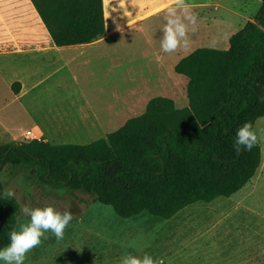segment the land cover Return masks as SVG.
Masks as SVG:
<instances>
[{
    "label": "rangeland",
    "instance_id": "obj_1",
    "mask_svg": "<svg viewBox=\"0 0 264 264\" xmlns=\"http://www.w3.org/2000/svg\"><path fill=\"white\" fill-rule=\"evenodd\" d=\"M188 2L201 6L197 29L196 23L188 26L186 47L172 53L161 50L165 21L158 18L146 22L145 38L117 35L109 44L118 52L119 83L79 81L85 98L71 95L75 84L67 80L55 90L54 81L67 73L62 70L40 90L14 100L4 83L17 72L0 70V122L22 143L41 139L53 145H87L143 114L153 98H167L177 109L186 108L188 81L176 75L173 66L199 48L227 50L229 37L252 22L261 6L260 0ZM45 30L31 0H0V50L14 46L6 44L9 40L20 47L29 45L34 33ZM92 65L94 71L96 63ZM93 114L107 124L95 127ZM25 130L36 138H26ZM253 130L261 151L253 178L233 196L194 203L169 220L145 214L121 219L85 193L55 190L40 183L29 168L5 166L0 181L19 204L17 231L30 221L21 211L25 205L73 213L63 238L46 233L48 239L27 254L24 264H120L128 254H149L160 264H264V116Z\"/></svg>",
    "mask_w": 264,
    "mask_h": 264
},
{
    "label": "trees",
    "instance_id": "obj_2",
    "mask_svg": "<svg viewBox=\"0 0 264 264\" xmlns=\"http://www.w3.org/2000/svg\"><path fill=\"white\" fill-rule=\"evenodd\" d=\"M228 49L199 48L174 67L188 81V106L151 99L140 116L87 145L31 140L0 145V172L29 168L55 190L82 192L121 219L173 218L194 203L239 192L261 163L258 143L237 153L238 129L264 116V0ZM56 46L87 44L104 35L102 0H31ZM18 83L12 85L18 93ZM19 204L0 181V249L17 228Z\"/></svg>",
    "mask_w": 264,
    "mask_h": 264
},
{
    "label": "crops",
    "instance_id": "obj_3",
    "mask_svg": "<svg viewBox=\"0 0 264 264\" xmlns=\"http://www.w3.org/2000/svg\"><path fill=\"white\" fill-rule=\"evenodd\" d=\"M188 1L184 0V3L190 6L188 12L197 16L194 28L197 29L200 23L201 4ZM102 5L105 32L103 37L90 43L56 46L46 30L45 33H34L31 37L33 41L29 45L27 43L28 47L27 45L20 47L13 40L5 41L6 44L13 43L14 46L10 45L0 50V70L17 72L12 80L4 83V87L12 94L14 100L22 99L40 90L46 81L62 70L67 73L54 81L55 90L61 88L64 80H67L73 86L75 84L71 95L77 97L85 98L84 91H86L85 88H79V81L81 85L83 81L86 84L88 81L106 79L108 84H118L120 80L119 59L116 57L118 52L109 42L117 35H127L128 38H145L146 22L156 18L166 21L168 9L176 7V0H102ZM178 14L183 16V10H179ZM94 63L96 65L93 71L90 67H94L92 65ZM174 67L175 65L173 70ZM45 68L48 70H44ZM102 74H104L103 77ZM14 83L19 85L17 94L12 90ZM91 116H93L95 127H102L103 123L107 124L105 119H100L96 114ZM9 131L11 130L0 122V142L3 143L1 145L22 143V140L9 135ZM27 131L29 130H25L23 135ZM32 136L36 138L33 134ZM43 141L47 142V140Z\"/></svg>",
    "mask_w": 264,
    "mask_h": 264
},
{
    "label": "clouds",
    "instance_id": "obj_4",
    "mask_svg": "<svg viewBox=\"0 0 264 264\" xmlns=\"http://www.w3.org/2000/svg\"><path fill=\"white\" fill-rule=\"evenodd\" d=\"M189 7L184 0H176V7L168 9L160 37V48L164 53H172L181 46H187L188 26L194 25L197 20L195 14H188ZM179 10H183V16L178 14ZM256 142L257 135L252 123L245 122L236 133L234 150L237 153L242 150L250 151ZM21 211L23 215L30 217V221L19 225L18 231L13 229L10 232V243L0 249V261L4 264H24L27 254L39 247L43 240L48 239L46 233L51 232L57 240L62 239L73 219L71 211L61 212L52 206L32 208L25 205ZM120 264H160V262L149 254L143 256L128 254L121 258Z\"/></svg>",
    "mask_w": 264,
    "mask_h": 264
},
{
    "label": "built area",
    "instance_id": "obj_5",
    "mask_svg": "<svg viewBox=\"0 0 264 264\" xmlns=\"http://www.w3.org/2000/svg\"><path fill=\"white\" fill-rule=\"evenodd\" d=\"M26 138H33L32 134L30 131H27L24 135Z\"/></svg>",
    "mask_w": 264,
    "mask_h": 264
}]
</instances>
